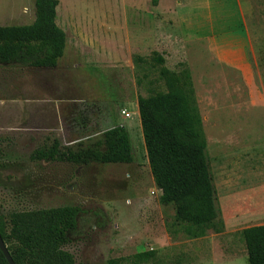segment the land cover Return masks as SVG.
<instances>
[{
  "label": "rangeland",
  "instance_id": "1",
  "mask_svg": "<svg viewBox=\"0 0 264 264\" xmlns=\"http://www.w3.org/2000/svg\"><path fill=\"white\" fill-rule=\"evenodd\" d=\"M34 19L35 0H0V24ZM57 19L67 47L56 67L0 64V211L80 206L65 247L78 264L150 249L171 263L249 264L238 231L264 213V0H59ZM241 36L252 40V65L212 52ZM154 51L192 75L219 206L230 228L232 217L248 219L235 231L170 233L175 206L160 200L138 108L140 95L166 90ZM116 124L131 134V163L30 159L54 138L69 145Z\"/></svg>",
  "mask_w": 264,
  "mask_h": 264
},
{
  "label": "trees",
  "instance_id": "2",
  "mask_svg": "<svg viewBox=\"0 0 264 264\" xmlns=\"http://www.w3.org/2000/svg\"><path fill=\"white\" fill-rule=\"evenodd\" d=\"M153 5L158 0H152ZM59 0H35V19L29 24H0V64L53 68L65 54L67 33L57 23ZM166 90L138 97V108L149 166L160 200L174 204L170 233L175 238H202L209 230L225 231L207 152V137L192 75L184 67L171 70L165 57H150ZM134 61L145 62L141 55ZM3 149L0 140V158ZM32 161H58L79 165L131 163V134L123 124L99 136L61 145L57 138L34 149ZM81 207L63 205L44 209L0 211V234L16 264H78L65 247L77 228ZM249 264H264V223L238 231ZM180 260V259H179ZM157 249L112 257L107 264H181ZM0 264H10L0 249Z\"/></svg>",
  "mask_w": 264,
  "mask_h": 264
},
{
  "label": "crops",
  "instance_id": "3",
  "mask_svg": "<svg viewBox=\"0 0 264 264\" xmlns=\"http://www.w3.org/2000/svg\"><path fill=\"white\" fill-rule=\"evenodd\" d=\"M27 24H29V23H27ZM237 36H239V35H237ZM248 38H246V36L238 37V39L234 40L236 42L232 46L225 45V44L218 46L217 44L216 45L212 44V46H213L212 52L222 62L229 63V64H232L234 66H240L242 64L243 65H252L253 61L255 59V56L253 54L254 53V46H253L252 40L250 38L249 39ZM66 47H67V45H66ZM65 52H66V50H65ZM62 58H60V60ZM60 60H59V62H60ZM59 62H58V64H59ZM222 214H223V211H222ZM222 216L224 218L225 228L228 231L237 230L238 224L244 222L245 220H248L246 218L242 219V217H244V215L240 216L241 218H239V219H234L232 217L231 218L232 222H230V224L232 225V227H231L232 229H231L229 227L230 225L228 223V220L224 217V214ZM262 216H264L263 212L259 213L258 215L251 218L250 220L253 221V223L255 225H257V224H260L259 220L264 218Z\"/></svg>",
  "mask_w": 264,
  "mask_h": 264
},
{
  "label": "water",
  "instance_id": "4",
  "mask_svg": "<svg viewBox=\"0 0 264 264\" xmlns=\"http://www.w3.org/2000/svg\"><path fill=\"white\" fill-rule=\"evenodd\" d=\"M0 249L3 251L4 255L6 256L8 262L10 264H16L14 259L11 256V254H10L8 248H7V245L5 244L4 239L1 236V234H0Z\"/></svg>",
  "mask_w": 264,
  "mask_h": 264
},
{
  "label": "built area",
  "instance_id": "5",
  "mask_svg": "<svg viewBox=\"0 0 264 264\" xmlns=\"http://www.w3.org/2000/svg\"><path fill=\"white\" fill-rule=\"evenodd\" d=\"M127 115H129V113H126Z\"/></svg>",
  "mask_w": 264,
  "mask_h": 264
}]
</instances>
